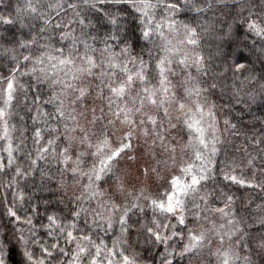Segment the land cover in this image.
<instances>
[{
	"label": "clouds",
	"instance_id": "9594fccd",
	"mask_svg": "<svg viewBox=\"0 0 264 264\" xmlns=\"http://www.w3.org/2000/svg\"><path fill=\"white\" fill-rule=\"evenodd\" d=\"M0 264H264V0H0Z\"/></svg>",
	"mask_w": 264,
	"mask_h": 264
}]
</instances>
